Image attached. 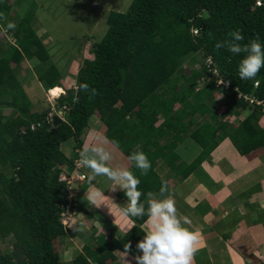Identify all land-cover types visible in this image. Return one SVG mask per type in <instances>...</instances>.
Segmentation results:
<instances>
[{"label":"trees","instance_id":"trees-1","mask_svg":"<svg viewBox=\"0 0 264 264\" xmlns=\"http://www.w3.org/2000/svg\"><path fill=\"white\" fill-rule=\"evenodd\" d=\"M10 9L8 0H0V17ZM31 16L24 15L14 29H7L15 43L0 56V240L13 238L9 248L0 247V264H112L115 252H123L129 242L128 255L140 254L136 245L146 233L142 224L147 217L132 218L131 230L119 238L109 232L97 235L93 243L92 237L86 238L69 262L61 260L54 246L67 236L62 213L77 203L75 194L69 197V184L78 183L82 192L89 184L83 167L75 162L94 113L105 126L102 136L126 158L142 151L151 162L147 175L129 166L140 179V202L146 209L148 194L164 183L156 171L158 160L187 176L225 138L240 155L264 147V126L258 124L263 113L248 100L264 99V68L254 79L241 80L238 65L244 54L215 48L235 30H242L241 44L257 36L264 42V0L261 5L256 0H131L125 12L110 11L105 34L93 43L77 72L76 85L86 83L98 94L90 98V92L77 94L65 87L66 94L56 101L63 107V120L55 127L47 120L50 110L38 109L19 79L20 63L36 59L34 72L43 88L63 85L61 72L30 25ZM196 27L201 28L199 36L192 33ZM198 53L203 64L195 68ZM208 56L227 87L211 78ZM186 62L193 64L188 73ZM201 79L204 87L197 88ZM214 93H222L233 114L246 115L236 126L226 121L214 126L206 120L192 129L196 114L217 120L210 109ZM5 108L11 110L8 115ZM186 135L201 149L190 163L179 160L175 152ZM70 139L72 158L60 149ZM63 172L66 178L72 173L83 177L67 183L60 179ZM116 196L127 201L122 190Z\"/></svg>","mask_w":264,"mask_h":264},{"label":"rangeland","instance_id":"rangeland-1","mask_svg":"<svg viewBox=\"0 0 264 264\" xmlns=\"http://www.w3.org/2000/svg\"><path fill=\"white\" fill-rule=\"evenodd\" d=\"M9 4L11 5V9L5 12L4 17H0V56L4 54L7 48L10 45L15 43V39L11 35V31L8 29V24L16 25L24 15L32 13L30 25L35 31L36 35L40 38L42 43L46 46L49 53V60L55 64L57 69L61 72L62 75V83L64 89L70 87L73 88L77 82V72L79 67L84 58H86L87 52L91 50V47L94 42H98L102 36L105 34L107 29L106 18L107 14L110 11H117V12H125L127 7L129 6L131 0H8ZM14 29V28H13ZM202 55L200 53L197 54V61L194 63L195 68H199L201 64H203ZM37 63L36 59L33 60H23L18 68L19 72V79L22 81V86L26 90L30 99H32V103L41 109H57L56 99L49 97L47 93V89L43 88L38 82L37 77L34 72V65ZM187 63V62H186ZM193 65V64H192ZM190 64H184L185 73H188L189 68L193 67ZM201 81L198 83L197 88H200L205 82ZM66 87V88H65ZM213 102H211L210 109L211 113H215L217 116L216 121H211L209 116H200L199 114L194 115V124L192 125V129L197 127L198 125L202 124L206 120L216 126L219 124L220 121H226L231 126H236L246 115V113H239L235 112L233 114L232 109L230 108V102L224 98L222 93H214ZM35 107V108H36ZM52 108V109H51ZM11 110L5 108L4 114L8 115ZM58 112V111H57ZM231 115L227 114L230 113ZM247 112V111H246ZM59 114V113H58ZM62 117V114H59ZM187 120V119H186ZM259 126H264V116L260 117L258 122ZM105 130V126L99 120V116L97 113H94L88 122L87 128L84 130L83 133V147L86 148L90 145L100 144L103 145L112 152L113 159L109 162V166L111 167H126L129 168L130 163L128 159L121 154V152L113 145L110 144L106 138L102 136L103 131ZM99 138L96 139V137ZM226 144H224L222 150H227V153L231 160L230 162H235L232 158V154L234 157H239L238 151L232 145L228 138H225ZM168 142L166 139L161 141L163 146H166ZM219 144V143H218ZM217 147V146H216ZM73 148L74 142L70 139L69 141L62 143L60 146L61 151L64 153L66 157H74L73 155ZM197 145L194 140L190 139L188 135L184 138L183 142H181L177 148L175 149L176 154L179 156V160L184 161L186 163H190L194 160V156L196 154ZM194 151V152H193ZM258 152H263L264 154V147L257 150ZM256 150L252 151V154L242 155L245 156L249 160L254 158L255 152L258 155ZM192 152L194 153L192 155ZM189 156V157H188ZM193 156V157H192ZM193 159V160H192ZM179 160L176 161V164L179 163ZM75 161V160H74ZM75 165H79L78 161L76 160ZM82 172L87 175L89 174L90 170L86 168H81ZM176 168H172L169 164L158 160L157 161V171L164 178L165 181H169L170 186L171 184L178 181L179 178L184 179L186 176L184 174H175L174 170ZM132 171V169H131ZM196 172H201V168H197ZM64 173V172H63ZM211 173V172H210ZM209 173V175H210ZM244 173V171H243ZM258 174V173H257ZM66 174H62L61 178H66ZM258 176V175H257ZM202 177V176H201ZM203 178V177H202ZM201 178V179H202ZM262 178V176H261ZM70 181L79 180L77 174L72 173L70 177H67ZM198 176L196 174L194 177L190 178L191 181H197ZM200 179V180H201ZM87 180V179H86ZM204 180H202L203 182ZM243 183H248V177L244 176L242 178ZM70 183V182H69ZM74 183V184H73ZM70 186V195H76L77 203L73 205V208L67 210L62 213V223H67V236L65 239L61 241H55L54 246L58 247L60 258L62 261L69 262L73 257L80 251L82 244L85 242V239H89L92 237L93 241H95V237L101 233H105L108 231H113L112 227H120L123 226L121 223V217L117 214L116 208L113 203L117 205H121L122 207H126L127 202L124 198L117 197L116 193L121 190L116 189L115 191H111L113 188V182L110 181L107 177L98 176L92 184L99 188L100 190L104 191V195L106 192L109 191L111 195L109 197L112 202L106 201L104 205H101L99 208H96L90 205L87 202V197L85 193H87L91 186L88 184L87 189L82 192L78 190V183L73 182ZM167 184V183H166ZM177 184V183H175ZM196 184V183H194ZM90 185V186H89ZM212 185V182L207 183L205 186L208 188ZM169 186V184H168ZM175 187H171L170 189H174ZM186 189L188 193H186ZM108 190V191H107ZM169 190V191H171ZM178 190L173 192V194L177 195L176 193ZM182 197L188 194V200L183 203V207L190 208V199L193 198V194L191 189L186 188L182 190ZM190 192V194H189ZM199 194V195H198ZM198 195L193 203L194 211L199 210V217L195 216V222L193 225L196 226V231L199 233L202 232L201 224L204 225V218H209L208 213V189L202 190ZM162 196V195H161ZM167 197V195H165ZM123 199V200H122ZM183 200V199H182ZM183 202V201H182ZM176 203V200H175ZM184 204H186L184 206ZM176 205V204H175ZM248 205V204H247ZM256 205L250 207L248 206V210L246 215H243V219L250 215V208L254 209ZM184 208H181L185 210ZM112 213H110V212ZM187 209L185 210V212ZM193 211V212H194ZM227 211H230L229 209ZM253 211V210H251ZM179 216L183 220V218H187L190 221V216L187 217V213H182L180 210ZM238 213V212H236ZM235 213V214H236ZM88 215V216H87ZM237 215V214H236ZM183 216V217H182ZM225 219L228 217L227 215L224 216ZM203 218V221H202ZM234 220V214H232V218ZM241 220L239 216L238 222ZM202 221V223H201ZM66 225V224H64ZM189 228V227H188ZM94 232V233H93ZM13 241L12 237H8L4 241L0 240V247L2 250H5L6 247H10ZM246 244V243H245ZM254 252V250H253ZM252 253V251H251ZM255 255V254H254ZM202 256L198 264H206L207 253L206 250H203ZM255 258L257 256L255 255ZM260 259V258H259ZM253 261L252 264H260L259 261ZM264 261V259H262ZM261 261V263H262ZM263 264V263H262Z\"/></svg>","mask_w":264,"mask_h":264},{"label":"clouds","instance_id":"clouds-1","mask_svg":"<svg viewBox=\"0 0 264 264\" xmlns=\"http://www.w3.org/2000/svg\"><path fill=\"white\" fill-rule=\"evenodd\" d=\"M8 28L13 29L15 25L10 23L8 24ZM200 32V27L192 29V33L196 36H199ZM229 37L230 39L228 40L217 41L215 48L217 50L226 48L227 51L234 55L244 54L238 65V76L241 80L254 79L260 70L264 68V42H261L260 38L257 36L251 39L249 43L241 44L240 42L244 40L242 30L230 32ZM205 63L208 67L209 65H213L210 68L212 73L211 78L217 77V83L227 87L228 82L218 78L219 74L212 62L211 56L206 57ZM256 85L257 82L254 83V86ZM54 87H60L62 89L61 93H58L55 97L50 95V91ZM54 87L48 88L47 93L49 97L52 96V98L57 101L61 95L66 94V89H64L63 85ZM202 87H204V85H202ZM72 89H75L77 94H79L80 91L90 92V98L98 94L96 89H90L89 85L86 83L77 84ZM254 98L259 101H264V99ZM255 105L260 107L263 113L262 116H264V104ZM62 108L57 107V109L49 111L47 120L51 121L52 125L54 116L59 117L60 122L63 120V117L59 116V114L63 115ZM112 159V152L109 151L103 143H100L84 148L79 153L78 164L90 170L86 177L90 185H92V182L95 181L98 176L107 177L112 181L114 186L111 191L119 189L124 192L127 198L126 207L113 203L109 197L103 194L104 191L96 188L94 185L85 193V196L87 197V202L96 208H99L101 205L106 206L105 202L110 200L115 206L117 214L123 220L129 221V223H134L132 218L147 217L148 230L144 234L143 239L138 241L136 245V249L140 254L133 257L136 264H195V256L199 251L202 235L198 231L190 230L188 227L184 226L190 223V221H188L186 217L182 220L178 216L175 200L170 196L163 199L152 198L148 202V207L146 209L145 205L140 202V198L143 195L138 188L140 179L130 168L109 166V162ZM127 159L133 167L140 171L141 175L148 174L151 168V162L144 152H133ZM165 192H167L166 182L162 183L160 194L163 195ZM148 195L151 197L152 193ZM130 230L131 228L126 229L128 232ZM130 247V242L124 246L121 264H130V261L126 259Z\"/></svg>","mask_w":264,"mask_h":264},{"label":"crops","instance_id":"crops-1","mask_svg":"<svg viewBox=\"0 0 264 264\" xmlns=\"http://www.w3.org/2000/svg\"><path fill=\"white\" fill-rule=\"evenodd\" d=\"M226 143L224 139L220 141L217 147L210 152L208 157L201 162L200 173L193 172L184 179L179 178L178 181L175 180V182L171 184L172 186H170L169 181L167 182L162 178L164 182L167 183V192L161 196L160 189L157 191L155 190L152 192L151 199H163L166 198L165 195H167V197H172L176 200L175 206L178 216L180 214L178 210L182 213H187V217L190 216V223L184 226L189 227L190 230L196 231L197 225H193L195 222L194 218L200 215L199 210L194 211L192 206L196 200L195 197L199 195L196 194L200 193L202 190L208 189L209 218H204V225L202 223L203 218L201 221L202 224L200 226L202 232L200 233L202 235V241L199 246V251L195 256V264H198L201 257H203V250H206L208 255L205 260L206 264H252L259 258L261 259H259V263L264 264V261H262V259H264V154L263 152H258L257 149L258 155L253 152L255 154L254 158L251 160L246 158V161L245 156L239 154V157H234L232 154L231 156L235 162H230L231 158L228 156L230 154L227 153V150L219 151L223 149ZM200 150V147L197 146L196 154L193 155V151L192 155L194 157H192L195 158ZM157 174L161 177L158 171ZM195 174L198 176V179H196L197 181H191L190 178L194 177ZM179 175L180 174H178V176ZM244 176L248 177V183H243L242 178ZM202 180L204 181L202 182ZM209 182H212V185L206 188L205 186ZM171 187L175 188L171 190ZM185 187L191 189L193 194V198L190 199V203L192 202V204H190L189 209L188 207H183V203H186L185 201L189 198L188 194L182 197L181 191L185 190ZM176 190H178V193H176L177 195L173 194ZM188 191L186 189V193H188ZM106 195L109 196L111 194L108 191ZM185 205L186 204H184V206ZM249 205L250 207L256 206L254 209L250 208V215H247L243 219V215H246ZM181 208L187 209V211L185 212V210ZM228 209L230 211H227ZM232 214H234V220L231 219ZM226 215L228 217L225 219L224 216ZM239 216L241 220L238 222ZM121 222L123 226L116 227V225L112 227L113 231H108L114 237L119 238L126 232L127 228L133 225V223H129V221L123 220L122 218ZM142 228L145 232L148 230L147 220L142 224ZM254 254L258 259L255 258ZM115 255L117 258L112 264H121L122 252H115ZM126 259L130 261V264L135 262L130 255H128Z\"/></svg>","mask_w":264,"mask_h":264},{"label":"built area","instance_id":"built-area-1","mask_svg":"<svg viewBox=\"0 0 264 264\" xmlns=\"http://www.w3.org/2000/svg\"><path fill=\"white\" fill-rule=\"evenodd\" d=\"M263 3V1L262 0H256V5H261ZM245 98L247 99V96H245ZM249 103L250 104H264V101H259V100H257L256 98H254V97H249ZM264 109V108H263ZM79 177V180L80 179H82V177L83 176H78ZM61 179H63V178H61ZM65 180H67V183H69L70 182V180L69 179H67V178H64Z\"/></svg>","mask_w":264,"mask_h":264},{"label":"bare ground","instance_id":"bare-ground-1","mask_svg":"<svg viewBox=\"0 0 264 264\" xmlns=\"http://www.w3.org/2000/svg\"><path fill=\"white\" fill-rule=\"evenodd\" d=\"M62 89L60 87H54L50 91V95L55 97L58 93H61Z\"/></svg>","mask_w":264,"mask_h":264},{"label":"water","instance_id":"water-1","mask_svg":"<svg viewBox=\"0 0 264 264\" xmlns=\"http://www.w3.org/2000/svg\"><path fill=\"white\" fill-rule=\"evenodd\" d=\"M59 123H60V119H59V117L54 116V117H53V126H56V125L59 124Z\"/></svg>","mask_w":264,"mask_h":264}]
</instances>
